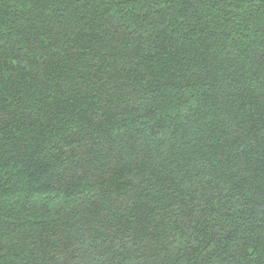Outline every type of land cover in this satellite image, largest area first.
I'll return each mask as SVG.
<instances>
[{
	"label": "trees",
	"instance_id": "trees-1",
	"mask_svg": "<svg viewBox=\"0 0 264 264\" xmlns=\"http://www.w3.org/2000/svg\"><path fill=\"white\" fill-rule=\"evenodd\" d=\"M0 264H264V0H0Z\"/></svg>",
	"mask_w": 264,
	"mask_h": 264
}]
</instances>
